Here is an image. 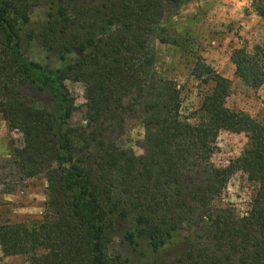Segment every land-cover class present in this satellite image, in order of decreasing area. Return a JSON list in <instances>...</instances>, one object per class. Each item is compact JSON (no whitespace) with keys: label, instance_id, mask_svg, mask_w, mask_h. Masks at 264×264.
<instances>
[{"label":"trees","instance_id":"trees-1","mask_svg":"<svg viewBox=\"0 0 264 264\" xmlns=\"http://www.w3.org/2000/svg\"><path fill=\"white\" fill-rule=\"evenodd\" d=\"M191 1L0 0V114L23 136L19 178L45 175L49 191L41 219L0 224L3 256L123 264L109 254L123 220L133 247H182L165 264H264V125L227 106L231 80L202 58L193 74L214 87L198 123L183 120L178 84L156 69L159 46L179 43L174 17ZM232 61L249 86L264 84V45L236 49ZM68 80L88 96L77 123ZM137 110L140 155L122 143ZM222 130L248 137L225 168L211 160ZM236 171L257 186L243 216L222 204Z\"/></svg>","mask_w":264,"mask_h":264},{"label":"rangeland","instance_id":"rangeland-1","mask_svg":"<svg viewBox=\"0 0 264 264\" xmlns=\"http://www.w3.org/2000/svg\"><path fill=\"white\" fill-rule=\"evenodd\" d=\"M264 0H192L174 17V27L179 43L159 46L156 69L174 79L180 89L182 119L195 124L199 121L204 98L211 93L214 83L204 82L193 74L198 58L211 65L221 75L231 80V92L227 106L243 111L264 125V84L258 88L249 86L236 74L232 55L236 49L246 47L253 51L258 44L264 45ZM32 54L37 56L40 47ZM73 122L84 116V104L88 101L82 82L67 81ZM28 103L40 105V97L26 96ZM128 122L122 143L137 155L143 154L141 144L144 128L141 113ZM248 143L245 133L222 130L212 155L216 167H228L237 159ZM23 145V136L10 129L0 114V224L27 222L41 219L49 198L45 175L20 179L16 160V148ZM256 185L243 171H236L230 178L222 198V204L230 206L239 216L251 207ZM130 224L118 220L109 237V254L123 264H165L181 253L180 245L152 250L140 240L136 247L126 240ZM0 264H26L20 255L3 256L0 247Z\"/></svg>","mask_w":264,"mask_h":264}]
</instances>
